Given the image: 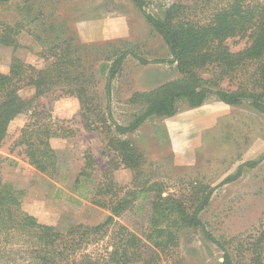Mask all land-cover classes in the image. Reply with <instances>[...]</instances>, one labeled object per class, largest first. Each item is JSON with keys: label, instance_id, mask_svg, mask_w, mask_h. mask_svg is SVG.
<instances>
[{"label": "rangeland", "instance_id": "obj_1", "mask_svg": "<svg viewBox=\"0 0 264 264\" xmlns=\"http://www.w3.org/2000/svg\"><path fill=\"white\" fill-rule=\"evenodd\" d=\"M228 2L145 0L144 10L163 18L168 9L180 5L182 18L187 17L202 25ZM119 15L130 20L132 33L129 38L100 43L84 40L87 22ZM142 20L146 22L133 0H15L0 4V21L21 28L17 48H0V73H8L14 59H20L37 70L46 69L52 59L50 53L47 56L42 53L50 49L55 33L62 40L73 38L76 47L87 48L85 66L94 65L96 104L105 107L104 87L111 64L109 58L117 55L114 54L116 50L122 53L132 50L138 58L127 56L111 87L113 119L127 126L141 110L140 105L129 104L134 93L153 90L180 77L177 65L170 62L172 57L167 45L157 33L144 29L146 26ZM227 45L232 52H238L245 47L246 40L230 39ZM250 72L251 69L240 70L232 80L222 81L221 88L235 90ZM201 74L210 78V74ZM20 95L30 103L29 112L20 115L10 125L0 148V182L24 192V212L63 233L79 225L96 227L103 224L111 213L95 205L92 199L114 156L107 146L112 135L87 131L79 101L65 96L58 89L36 97L33 87H25ZM220 103L213 97L196 109L182 104L176 117L152 118L136 133L124 138L136 142L143 151L144 177L163 182L167 192L179 195L186 189L187 193L192 183L214 189L201 219L208 232L236 257L240 252V241L253 233L264 218V115L249 102L236 107H222ZM34 111L51 114L54 120L64 122L76 132L69 138L52 140V147L59 157L54 176L38 172L22 155V148L15 146ZM88 153L95 162L91 179L82 182L90 190L89 200L78 205L74 200H81L82 195H79L75 182L84 169ZM178 156L179 161L183 159L185 162H179ZM248 162H257V165L247 166ZM241 166L240 177L223 184L228 177L235 176ZM113 175L119 186L131 188L132 170L121 166ZM116 221L138 234H142L148 224L146 213L136 214L134 211L124 213ZM9 237L0 235V264H33L26 248H33L35 238L13 231ZM106 240L94 241L88 252H101ZM169 254L160 255L156 264H221L224 252L206 239L201 229H184L179 233L178 247Z\"/></svg>", "mask_w": 264, "mask_h": 264}, {"label": "trees", "instance_id": "obj_2", "mask_svg": "<svg viewBox=\"0 0 264 264\" xmlns=\"http://www.w3.org/2000/svg\"><path fill=\"white\" fill-rule=\"evenodd\" d=\"M13 1L0 0V4ZM133 1L146 22L167 45L172 57L170 62L177 65L180 77L153 90L134 93L129 104L140 105L141 110L127 126L113 119L111 87L127 56L131 54L138 58L133 51L122 53L116 50L114 54L117 55L109 58L111 64L104 87L105 107L96 104L94 65L85 66L87 48L76 47L73 38L62 40L55 33L50 49L42 53L43 56L50 53L52 59L46 69L37 70L20 59H14L9 72L0 73V148L10 125L20 115L29 112L30 103L20 95L25 87H33L36 97L57 89L65 96L75 97L81 105L85 129L112 135L107 146L114 156L92 199L95 205L109 210L111 215L99 226L79 225L63 233L53 226L39 223L33 215L24 212V192L0 182V235L9 237L12 231L32 235L36 242L32 244L33 248L26 249L33 264H156L161 259L160 255L169 256L178 247L181 231L201 229L206 239L223 250L221 264H264V218L253 233L240 241V252L233 257L208 232L201 219L214 189L192 183L187 193L186 189L179 195L167 192L163 182L145 178L143 151L136 142L124 138L136 133L152 118L175 117L182 104L196 109L213 97L228 106L249 102L252 108L264 115V0H228L224 8L202 25L187 17L182 18L180 5L172 6L163 18H157L145 12V0ZM20 33V27L0 21V48H17ZM235 38L246 40L245 47L238 52H232L227 45L230 39ZM247 69L251 72L242 78L238 88H221L222 81L232 80L235 73ZM201 73L210 74V78ZM75 134V130L66 127L64 122H57L51 114L34 111L15 146L22 148V155L38 172L54 176L59 157L52 147V140ZM94 165V159L88 153L84 169L75 182L79 195H82L81 200H74L78 205L89 200L90 190L82 182L91 179ZM246 165L255 167L257 162ZM121 166L134 172L131 188H122L114 180L113 172ZM242 168L223 184L237 180ZM128 211L146 213L148 224L142 234L117 223L116 219ZM106 238L101 252H88L94 241L103 242Z\"/></svg>", "mask_w": 264, "mask_h": 264}, {"label": "crops", "instance_id": "obj_3", "mask_svg": "<svg viewBox=\"0 0 264 264\" xmlns=\"http://www.w3.org/2000/svg\"><path fill=\"white\" fill-rule=\"evenodd\" d=\"M133 3H134V1H133ZM142 21H143L142 24L144 26H146V28H144V29H146V30L150 29L153 31V29L151 28V26L147 22H144V20H142ZM129 23H130L129 18L127 16H124V15H119L116 17L102 18V19H95L91 22H87V24L85 26L86 27V38L84 40L87 43H92V42L100 43V42H109V41H113V40L127 39L130 37V35L132 33V30H130V24ZM145 23H147V24H145ZM220 105L222 107H236V106H228V105H225L223 103H220ZM169 119H172V118H169ZM185 147H186V143H185ZM177 159L179 161V159H180L179 156L177 157ZM179 162H183V159L180 160ZM184 162H185V160H184Z\"/></svg>", "mask_w": 264, "mask_h": 264}]
</instances>
